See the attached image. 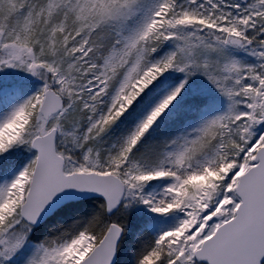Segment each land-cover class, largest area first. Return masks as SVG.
I'll return each mask as SVG.
<instances>
[{
    "label": "snow or ice",
    "instance_id": "snow-or-ice-1",
    "mask_svg": "<svg viewBox=\"0 0 264 264\" xmlns=\"http://www.w3.org/2000/svg\"><path fill=\"white\" fill-rule=\"evenodd\" d=\"M0 264H264V0H0Z\"/></svg>",
    "mask_w": 264,
    "mask_h": 264
}]
</instances>
